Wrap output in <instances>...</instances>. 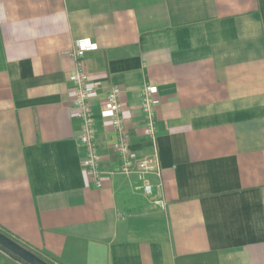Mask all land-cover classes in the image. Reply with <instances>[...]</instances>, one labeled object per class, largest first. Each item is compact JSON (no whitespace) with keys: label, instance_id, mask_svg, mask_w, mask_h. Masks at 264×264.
<instances>
[{"label":"crops","instance_id":"0c3cea01","mask_svg":"<svg viewBox=\"0 0 264 264\" xmlns=\"http://www.w3.org/2000/svg\"><path fill=\"white\" fill-rule=\"evenodd\" d=\"M85 39L101 188L72 107ZM112 88L132 149L158 156L151 193L110 175ZM0 229L57 264H264V0H0Z\"/></svg>","mask_w":264,"mask_h":264},{"label":"built area","instance_id":"2783aa9c","mask_svg":"<svg viewBox=\"0 0 264 264\" xmlns=\"http://www.w3.org/2000/svg\"><path fill=\"white\" fill-rule=\"evenodd\" d=\"M97 49L98 46L89 39L79 40L75 43L73 56L76 61V73L71 78V81L76 86V97L72 107L81 121L79 142L86 150L83 167L95 186L101 188L105 185L107 174L101 170V158L96 146L95 115L91 104V97L96 90L89 84V76L83 63L84 56L88 52L96 51ZM157 94L158 90L154 86H145L141 94L142 111L146 123L143 132L153 142H155L157 134L155 113L159 103ZM100 106V116L113 122L118 136L114 144V150L120 156V164L117 170L110 175H134L139 179L140 187L151 193L154 186L150 183L149 176H161V167L157 154L153 153L147 157H139L132 149L121 117L122 105L116 89L112 88L103 96ZM157 187L159 188L160 185ZM156 203L162 209H165L166 205L163 201L157 200Z\"/></svg>","mask_w":264,"mask_h":264},{"label":"water","instance_id":"95a60500","mask_svg":"<svg viewBox=\"0 0 264 264\" xmlns=\"http://www.w3.org/2000/svg\"><path fill=\"white\" fill-rule=\"evenodd\" d=\"M0 246L7 249L28 264H50L12 238L8 237L6 234L2 233L1 231Z\"/></svg>","mask_w":264,"mask_h":264},{"label":"trees","instance_id":"16d2710c","mask_svg":"<svg viewBox=\"0 0 264 264\" xmlns=\"http://www.w3.org/2000/svg\"><path fill=\"white\" fill-rule=\"evenodd\" d=\"M0 231L2 233L6 234L8 237H10L13 240H15L16 242H18L19 244H21L22 246H24L25 248L29 249L30 251H32L33 253H35L36 255H38L40 258H42L43 260L47 261L48 263H50V264H57L56 262H54L53 260H51L47 255L43 254L40 251L35 250L30 245H28L25 242H23L22 240L16 238L12 234L7 233V232L3 231L2 229H0ZM0 250L3 253H5L6 255H8L9 257H11L13 260H15L18 263H20V264H28L27 262H25L24 260L20 259L19 257H17L16 255H14L13 253H11L10 251H8L7 249L3 248L2 246H0Z\"/></svg>","mask_w":264,"mask_h":264}]
</instances>
